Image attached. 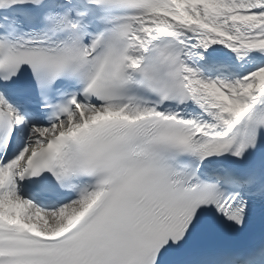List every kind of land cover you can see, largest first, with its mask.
Segmentation results:
<instances>
[{
  "label": "snow or ice",
  "instance_id": "obj_1",
  "mask_svg": "<svg viewBox=\"0 0 264 264\" xmlns=\"http://www.w3.org/2000/svg\"><path fill=\"white\" fill-rule=\"evenodd\" d=\"M0 264H264V0H0Z\"/></svg>",
  "mask_w": 264,
  "mask_h": 264
}]
</instances>
